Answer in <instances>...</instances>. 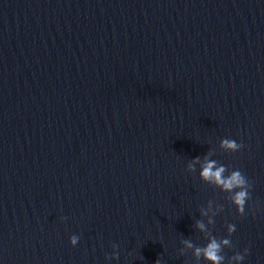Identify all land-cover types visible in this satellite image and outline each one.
Returning <instances> with one entry per match:
<instances>
[{
    "label": "water",
    "instance_id": "water-1",
    "mask_svg": "<svg viewBox=\"0 0 264 264\" xmlns=\"http://www.w3.org/2000/svg\"><path fill=\"white\" fill-rule=\"evenodd\" d=\"M212 239L264 264V0H0V264H212Z\"/></svg>",
    "mask_w": 264,
    "mask_h": 264
},
{
    "label": "clouds",
    "instance_id": "clouds-1",
    "mask_svg": "<svg viewBox=\"0 0 264 264\" xmlns=\"http://www.w3.org/2000/svg\"><path fill=\"white\" fill-rule=\"evenodd\" d=\"M221 146L233 152H236L243 147L242 144L237 143L235 140L230 138L223 139L221 141ZM196 161L197 162L199 161V157L196 158ZM189 167L191 168L192 165H189ZM225 172H226V167L224 165L217 166L215 160H206V163L204 164L200 175L205 180L214 181L217 185L222 186L225 190H233L239 188L240 190L234 193L233 201L237 206V211L240 213H244L245 205L250 195L247 190L248 179L239 170L233 171L231 175L228 177L224 176ZM198 227L203 229L204 224L198 222ZM229 231L230 232L235 231V226L230 225ZM69 239H70V243L73 246H75L79 241V236L72 235ZM184 243L188 247H192L190 242L185 241ZM221 243L228 245L230 244V240L224 239L221 242H217L216 239H212L211 242L208 243L205 248H196L195 252L198 256L203 254V256L207 260L211 261L212 264H222V262L225 260L226 257L225 255L221 254L222 253ZM112 247L118 248L119 246L114 243ZM247 252L248 249L245 248L243 254L237 253L232 257V259L236 261H243ZM112 255H114L116 259L119 258L118 251L114 252ZM155 264H160V261L156 260Z\"/></svg>",
    "mask_w": 264,
    "mask_h": 264
}]
</instances>
